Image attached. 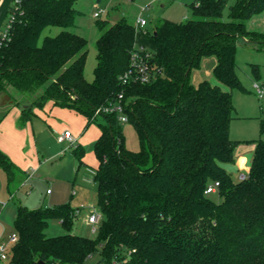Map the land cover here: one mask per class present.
Instances as JSON below:
<instances>
[{"label": "trees", "instance_id": "16d2710c", "mask_svg": "<svg viewBox=\"0 0 264 264\" xmlns=\"http://www.w3.org/2000/svg\"><path fill=\"white\" fill-rule=\"evenodd\" d=\"M77 1L15 0L8 11L10 37L0 46V92L32 96L22 109L23 123L52 102L83 114L87 128L97 120L96 109L123 94L140 149L126 147L117 114L102 115L107 123L100 124L94 144L104 217L97 238L72 233L76 210L69 204L20 206L19 240L9 264H88L95 256V264H264V140L255 141L245 180L235 181L228 169L238 145L230 132L233 91L246 92L237 72V42L262 43L264 51V36L247 30L264 13V0H235L227 20L231 0H196L191 20L164 19L152 32L124 19L100 21L93 82L85 76L89 42L71 31ZM51 28L60 31L45 35ZM139 45L161 73L148 83L123 84ZM208 57L216 59L218 84H194L193 69ZM253 73L260 77L258 65ZM74 155L79 169L85 166L82 146ZM0 166L12 174L13 163L1 149ZM216 182L218 202L206 193ZM51 219L67 233L48 237Z\"/></svg>", "mask_w": 264, "mask_h": 264}, {"label": "rangeland", "instance_id": "374dc122", "mask_svg": "<svg viewBox=\"0 0 264 264\" xmlns=\"http://www.w3.org/2000/svg\"><path fill=\"white\" fill-rule=\"evenodd\" d=\"M196 0H78L75 8L78 12L75 27L71 31L85 37L89 44L87 47V61L85 76L89 82H93L94 70L97 65V40L101 31L97 27L100 21H108L110 24L122 19L136 26L138 18L147 21L144 31H154L156 25L164 20L175 22H186L193 18L192 4ZM235 3L231 0L224 13V19H228L229 9ZM100 13V17L95 16ZM9 22L7 15L6 23L2 29L4 31ZM248 32L264 36V13L255 15L247 24ZM60 30L51 28L45 35H56ZM264 41V39L259 42ZM262 43L247 42L240 38L237 42L236 62L238 75L246 92L240 90L233 91V105L235 108L234 119L231 122V137L238 141L236 149L237 159H245L250 166L252 155L255 150L256 140H264L261 132V120L264 118V96L259 97L254 85L264 84V51L260 49ZM215 59L204 58L200 68L193 69L192 81L201 75L204 80L213 84H218L214 76ZM253 65L260 68V77L253 73ZM12 97L19 102L16 107H23L31 102L32 96L13 91ZM14 104H8V113L2 114L3 107L0 106V128L3 124L6 130V139L10 141L16 155L15 166L10 174L4 167L0 166V242H9L12 234L16 233L15 219L20 206L28 209L52 208L62 204H69L74 210L83 204L86 207L76 215L73 225V234L95 239L98 236L99 227L95 225L97 231H93L88 215L91 210H95L101 215V222L104 217L99 208L98 186L94 182V168L98 165V159L94 151V144L100 135V124L104 125L107 120L103 116H98L97 120L87 128L85 116L72 108L58 107L37 109L38 113L32 118L31 123L20 125L13 130V123L10 122V115L16 108ZM53 107V104L51 105ZM5 120V117L7 116ZM71 115L77 118H71ZM82 121V127L78 133L80 142L71 146L69 143H60L58 136L62 135L66 129L76 125L75 119ZM6 121V122H5ZM84 121V123H83ZM125 136L126 147L132 151L140 149L138 134L129 122L121 124ZM27 128L26 130H22ZM2 129V128H1ZM29 136L31 142L29 141ZM85 149L86 166L79 169V162L74 155V149L78 146ZM34 151L30 152V148ZM36 157V167L29 165L25 168L26 160H33ZM229 166V165H228ZM232 178L239 181L240 175L244 172L239 164L236 169L234 165L228 167ZM36 170V171H34ZM92 179L88 182L87 179ZM50 190L51 193L47 194ZM210 197L215 201H220V195L216 190ZM93 206V207H92ZM67 231L58 219H51L46 229L48 237H55L66 234ZM98 256L91 258L88 264H95ZM2 264H9L10 257L2 260Z\"/></svg>", "mask_w": 264, "mask_h": 264}, {"label": "built area", "instance_id": "2783aa9c", "mask_svg": "<svg viewBox=\"0 0 264 264\" xmlns=\"http://www.w3.org/2000/svg\"><path fill=\"white\" fill-rule=\"evenodd\" d=\"M95 16L99 18L100 13H96ZM146 25H147V21L145 19L138 18L136 22V27L138 30L144 31ZM10 30H11V24L10 22H8L6 29L0 32V46H2L3 43H5L6 40L9 39ZM138 48L139 49L133 53L131 69L122 78L123 84H128L131 82L148 83L153 79H155L157 74L161 73L160 70H157L154 66L150 65L151 53L147 51L146 47L144 45H139ZM254 88L259 97L264 96V84L261 85L256 83L254 85ZM105 114H117L118 119L121 123L128 122V116L126 114V107L124 103L123 94H120L115 100H113L108 105L96 109L95 111L96 117ZM58 140L60 143L68 142L70 145H74V143L77 141L74 135L70 131H65L62 135L58 136ZM247 176L248 173L243 172L240 175L239 180H245ZM87 180L88 182L92 181V179L89 178ZM218 186H219L218 182L210 185L206 193L207 194L214 193L217 190ZM49 192L50 191H48V193ZM85 207L86 206L82 204L80 208L76 210V215L79 214L81 210ZM101 219H102L101 215H98L95 212V210H91V213L88 215L87 222L90 225H93L94 232L97 231V227L95 225L100 224ZM18 240H19V235L17 233H14L11 235L9 242H0V261L7 260L10 257L12 247L18 242ZM114 263L117 264V262Z\"/></svg>", "mask_w": 264, "mask_h": 264}, {"label": "crops", "instance_id": "0c3cea01", "mask_svg": "<svg viewBox=\"0 0 264 264\" xmlns=\"http://www.w3.org/2000/svg\"><path fill=\"white\" fill-rule=\"evenodd\" d=\"M14 1L15 0H0V32L2 31V29H3V27H4L5 23H6L8 11H9L10 7L13 5ZM215 64H216V59H215L214 66H215ZM203 80H204V78H202V76L199 75V76L196 77V80H193V83L194 84H199ZM52 104H53L52 102H49L43 109H46L47 110V107H50L53 110V108H56V107H54V104H53V107H51ZM13 106H14L13 108H16V109H15V111H13V114L10 115L9 118H10V122L13 123V125H14L13 126V130L19 132V131H21L20 129H17V127L19 126V124L25 126V125L31 123L32 120L29 121V122L23 123L21 121V112H22V110L20 109V107H16L17 105H15V104ZM9 108H12V107H7V106L6 107H3L2 108V110H3L2 114L10 112L11 110L9 111ZM35 113L37 115V113H38V110L37 109H35ZM7 117H8V114L5 117V120H6ZM71 118H77V117L71 115ZM75 121H77V124L76 125L74 124V125L71 126V128L65 130V131H70L74 135V137L76 138L77 141L74 143V145L76 143L80 142V138L78 136V133H79L81 127H82V121L79 118L78 119H75ZM85 121H86V124H87L86 117H85ZM83 123H84V121H83ZM3 124L1 125V128L2 129L0 128V149L9 157V159L13 163V166H12V169H13L14 166H15L14 164H15L16 155H15V152H14V154H12V152H11V151H13V150H11L12 149L11 148L12 145H11L10 141H8L6 139V130L8 128L4 127V129H3ZM22 130H26L27 132H29V130L27 128H24ZM100 134H101V130H100ZM99 136H98V138H99ZM29 141L31 142L30 136H29ZM63 143H68V142H63ZM74 145H71V146H74ZM78 146H80V145L78 144ZM33 151H34V149L31 147L30 148V152H33ZM254 152H255V150H254ZM236 155L237 154L235 152L236 162H235L234 167L237 169L238 166H239V164H240L243 167L244 172L245 173H249L250 172L251 164H250V166L247 165L245 159H241V160L240 159H237ZM253 156H254V153L252 155V160H253ZM84 159H85V157H84ZM36 162H37L36 161V157H33V160H31V161L30 160H26V162H25V165H26L25 168H28L29 165L32 166V167L33 166L36 167V165H35V164H37ZM84 162H85V160H84ZM251 163H252V161H251ZM85 166H86V162H85ZM34 171H36V170H34ZM12 173H13V171H12ZM48 191H50V190H48ZM48 191H47V194H50L51 191L49 193H48Z\"/></svg>", "mask_w": 264, "mask_h": 264}, {"label": "water", "instance_id": "95a60500", "mask_svg": "<svg viewBox=\"0 0 264 264\" xmlns=\"http://www.w3.org/2000/svg\"><path fill=\"white\" fill-rule=\"evenodd\" d=\"M13 91L6 92L1 91L0 92V106H6L8 104H13L14 100L12 99ZM0 264H2L0 262Z\"/></svg>", "mask_w": 264, "mask_h": 264}]
</instances>
